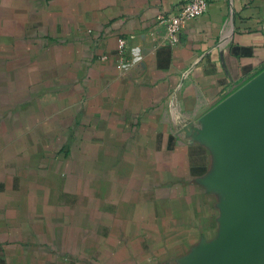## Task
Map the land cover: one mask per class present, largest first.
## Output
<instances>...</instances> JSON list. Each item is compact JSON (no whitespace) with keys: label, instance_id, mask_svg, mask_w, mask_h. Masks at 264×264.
<instances>
[{"label":"crops","instance_id":"obj_1","mask_svg":"<svg viewBox=\"0 0 264 264\" xmlns=\"http://www.w3.org/2000/svg\"><path fill=\"white\" fill-rule=\"evenodd\" d=\"M178 1L0 0V264H264V159L221 109L264 0L170 42Z\"/></svg>","mask_w":264,"mask_h":264},{"label":"water","instance_id":"obj_2","mask_svg":"<svg viewBox=\"0 0 264 264\" xmlns=\"http://www.w3.org/2000/svg\"><path fill=\"white\" fill-rule=\"evenodd\" d=\"M226 129L235 131L244 144L264 159V71L222 104Z\"/></svg>","mask_w":264,"mask_h":264},{"label":"built area","instance_id":"obj_3","mask_svg":"<svg viewBox=\"0 0 264 264\" xmlns=\"http://www.w3.org/2000/svg\"><path fill=\"white\" fill-rule=\"evenodd\" d=\"M207 7V0H179L173 13L160 14L159 22L165 25L170 42H177L179 34L185 24L203 15L207 11ZM118 45L120 54L124 55V52L126 51L125 40L120 38L118 40Z\"/></svg>","mask_w":264,"mask_h":264}]
</instances>
